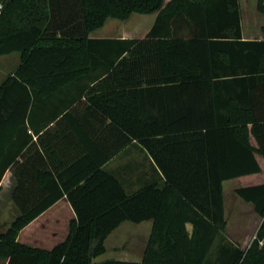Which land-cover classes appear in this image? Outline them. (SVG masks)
<instances>
[{
    "label": "trees",
    "instance_id": "trees-1",
    "mask_svg": "<svg viewBox=\"0 0 264 264\" xmlns=\"http://www.w3.org/2000/svg\"><path fill=\"white\" fill-rule=\"evenodd\" d=\"M0 5V57L20 54L16 71L0 87V184L11 171L20 211L0 237V260L264 264V41L242 40L239 0ZM259 11L264 14L263 0ZM155 13L143 40L90 37L109 19ZM83 97L85 109L103 116L93 121L92 132L102 130L99 139L76 116ZM62 123H70V132L59 140L57 159L45 149L43 162L37 161L41 152L30 132L51 124L57 131ZM110 135L115 148L107 151ZM132 142L147 152L162 181L129 193L103 166ZM33 151V162L40 163L34 180ZM227 180L242 185L236 194L262 219L245 250L223 238ZM64 197L76 215L66 239L51 250L20 243L19 233ZM146 221L153 227L141 262H94L123 223Z\"/></svg>",
    "mask_w": 264,
    "mask_h": 264
},
{
    "label": "crops",
    "instance_id": "crops-1",
    "mask_svg": "<svg viewBox=\"0 0 264 264\" xmlns=\"http://www.w3.org/2000/svg\"><path fill=\"white\" fill-rule=\"evenodd\" d=\"M169 1L171 0H167V2ZM239 5L241 12L242 40L247 42L264 41V14L259 11V0H239ZM156 18V13L150 15H142V17L133 18V22H130L126 29H123L122 24L115 23V35L110 34L108 31H106V29L103 32L99 33L101 31L99 29L100 31L97 30L91 33L90 37L92 39L143 40L152 29ZM104 27H106V25ZM93 86L94 84H91V87ZM82 102L84 108H82V111L78 112L76 116L85 122V126L87 128L86 130L89 132V136L93 139H99L102 135V130L101 133L94 134L92 130L94 127H96V123L93 121H95L96 119H102L103 116L99 111L97 112L92 109H85V104L88 103L85 97H83ZM49 117L50 115L47 113L43 115L42 118L47 119ZM64 132H70V123H62L57 131L54 129V124H51L48 128H42V130H40L38 134L30 132L33 135L34 145H37L39 147V151L41 152V154H39L38 156L39 159H37V161L39 160L41 163L43 162L41 158L45 157V154L43 152L45 149L52 155V158L57 159V152H59V140ZM104 148H107V151H109V149L112 150L115 148L114 135H110V138L108 137L107 141L104 143ZM67 154H69V151L67 152ZM30 156L32 157V167L34 171L32 175L34 180V177H36L35 167H38L40 163H36L37 161L33 162V160L37 158L35 157V151H33ZM23 161L24 160H22V158H18V162L21 163ZM103 169L108 171L113 176H116L124 184L126 190L129 193L138 191L143 186L149 183L162 181L160 173L159 171H157L156 165L147 154V152L137 142H132L131 144L123 148L117 155L111 158V160L103 166ZM15 187L16 182L13 177V173L11 171H8L0 184V237L20 216V211L12 199ZM241 187L242 185L237 180H227L223 182L224 210L225 218L227 221L226 232H228L230 226L228 213L230 212V203H232L233 207L235 206L234 208H241V204L252 208L255 216H257L260 220L259 226L256 230L257 234L262 219L255 212L253 204L245 202L236 194V190L240 189ZM75 218L76 215L70 202L66 197H64L53 206H51L32 223L26 226L19 233L18 241L22 244H26L35 248L51 250L57 244L66 239L69 232V224ZM146 222H150L148 223L149 225L147 227L138 229V231L141 232H138L141 239L147 238L143 253L141 254V256L136 257L133 260L119 259L120 261L139 263L143 260L153 227V221ZM187 227L189 232H191L192 226L188 225ZM146 231H148V235H146ZM110 236L106 240L107 251V242L109 241ZM139 236L137 235V237ZM240 245L243 250L246 249L242 247V242H240ZM102 256L95 259L94 262L101 263L112 260H103ZM0 264H7V261L0 260Z\"/></svg>",
    "mask_w": 264,
    "mask_h": 264
},
{
    "label": "rangeland",
    "instance_id": "rangeland-1",
    "mask_svg": "<svg viewBox=\"0 0 264 264\" xmlns=\"http://www.w3.org/2000/svg\"><path fill=\"white\" fill-rule=\"evenodd\" d=\"M142 17L140 14H133L127 21H119L115 19H109L106 23V27L101 28L99 33L105 29L110 34L115 35V23L123 25V29H126L130 22H133V18ZM136 21V20H135ZM20 64V54L14 53L11 55L0 57V87L4 82L16 71ZM263 177V176H259ZM131 192V191H130ZM241 208H234L230 203V212L228 213L229 229L225 232L223 238L229 240L235 245L241 248L240 242L243 243V248H248L256 236V230L259 226L260 220L255 216L251 207L241 204ZM150 222H144L141 224H134L130 222L123 223L111 236L107 242L108 251L102 256L103 260L106 259H125L133 260L136 257L141 256L146 246L147 238L141 239L138 229L147 227ZM148 235V231L145 232ZM137 235L140 237H137ZM225 242V241H224ZM221 243V241H220ZM218 250L216 249V252ZM215 252V253H216ZM217 255L214 254L212 262H216Z\"/></svg>",
    "mask_w": 264,
    "mask_h": 264
},
{
    "label": "built area",
    "instance_id": "built-area-1",
    "mask_svg": "<svg viewBox=\"0 0 264 264\" xmlns=\"http://www.w3.org/2000/svg\"><path fill=\"white\" fill-rule=\"evenodd\" d=\"M1 9H2V7H1V5H0V11H1Z\"/></svg>",
    "mask_w": 264,
    "mask_h": 264
}]
</instances>
